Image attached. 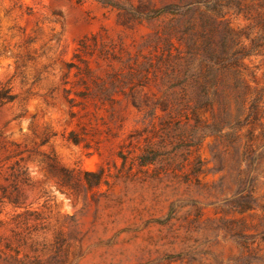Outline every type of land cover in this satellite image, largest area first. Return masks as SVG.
I'll use <instances>...</instances> for the list:
<instances>
[{
	"label": "rangeland",
	"instance_id": "rangeland-1",
	"mask_svg": "<svg viewBox=\"0 0 264 264\" xmlns=\"http://www.w3.org/2000/svg\"><path fill=\"white\" fill-rule=\"evenodd\" d=\"M0 92V264H264V0H0Z\"/></svg>",
	"mask_w": 264,
	"mask_h": 264
},
{
	"label": "trees",
	"instance_id": "trees-1",
	"mask_svg": "<svg viewBox=\"0 0 264 264\" xmlns=\"http://www.w3.org/2000/svg\"><path fill=\"white\" fill-rule=\"evenodd\" d=\"M3 93L0 92V99H3ZM67 141L71 142L74 145H79L81 143V138L79 136V133L77 132V130L72 129L71 131H69L68 135H67ZM52 161V160H51ZM50 161V158L48 157V155H44V158L42 160H40V163L44 164L47 171L60 176L62 178V180L64 181V183H69V181L72 178V175L70 172L62 169V168H56L54 163ZM86 177L90 176L93 178V180H87L88 183L90 182L92 186H99L101 185V183H107L104 180V174H103V170L99 169L95 172H85ZM16 189H14L15 191ZM1 194H0V204H4L5 202L10 203V204H17V199L18 196H13L11 194H7L4 190V188L0 189Z\"/></svg>",
	"mask_w": 264,
	"mask_h": 264
}]
</instances>
